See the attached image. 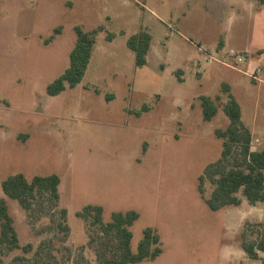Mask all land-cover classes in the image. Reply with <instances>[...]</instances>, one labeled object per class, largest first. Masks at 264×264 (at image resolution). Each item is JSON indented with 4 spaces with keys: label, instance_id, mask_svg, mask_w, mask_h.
<instances>
[{
    "label": "rangeland",
    "instance_id": "374dc122",
    "mask_svg": "<svg viewBox=\"0 0 264 264\" xmlns=\"http://www.w3.org/2000/svg\"><path fill=\"white\" fill-rule=\"evenodd\" d=\"M76 26L104 30L82 81L49 96L47 86L68 67ZM140 30L152 41L136 67L126 40ZM202 96L218 107L210 121ZM229 96L251 149L264 150L258 0H0V197L19 243L0 247V264L119 261L120 239L106 226L129 211L138 214L129 227L133 253L144 229L160 237L155 260L129 264H264L262 253L252 260L241 247L256 238L264 202L249 205L238 192V206L206 204L214 188L206 173L224 165L225 138L216 132L229 125ZM17 173L57 174L59 200L40 194L24 211L1 189ZM87 205L103 207L102 224L92 223Z\"/></svg>",
    "mask_w": 264,
    "mask_h": 264
},
{
    "label": "trees",
    "instance_id": "16d2710c",
    "mask_svg": "<svg viewBox=\"0 0 264 264\" xmlns=\"http://www.w3.org/2000/svg\"><path fill=\"white\" fill-rule=\"evenodd\" d=\"M264 4V0H258ZM104 30L98 27L91 31H84L79 26L74 28L75 42L69 53V63L67 69L51 82L46 89L49 96H57L65 90L66 86L75 88L83 79L87 70L92 51L95 45V36L99 31ZM58 31V30H57ZM114 33H107L106 39L112 40ZM152 36L144 30L130 35L126 40V46L134 54V64L136 67H143L146 64V56L150 49ZM202 117L205 121L212 120L218 112V107L210 97H200ZM147 107L143 106L142 111ZM224 114L229 119V125L225 133L216 132L223 136L222 170L215 171L213 176L208 174L210 182L214 188L211 196L206 200V204L212 211H216L226 206H238L241 199L237 196L241 192L249 205H256L264 202V150L255 151L251 149V133L242 122V114L237 101L229 96L223 108ZM139 116L141 112H135ZM207 175L199 178V192H203V183ZM60 179L57 174L47 176L36 175L30 180L23 174L17 173L9 175L1 182L3 194L16 201L26 212H29L37 196L48 194L55 201L59 200ZM84 212L93 219V224H102L103 207L100 205H87ZM84 217V214H80ZM61 216L66 223V212L62 210ZM138 214L129 211L124 214L113 215L111 223L107 224L108 231H115L120 239L122 256L119 261L105 262L104 264H129L139 263L144 260H155L160 249L157 247L160 237L151 228L143 230V236L137 246L136 253L132 252V233L129 227L136 221ZM257 236L253 241L242 242V250L248 258L252 260L260 259V253L264 255V221L256 224ZM64 230H68L65 225ZM0 247L8 250L19 248L18 236L13 226V220L9 212L6 200L0 197Z\"/></svg>",
    "mask_w": 264,
    "mask_h": 264
},
{
    "label": "crops",
    "instance_id": "0c3cea01",
    "mask_svg": "<svg viewBox=\"0 0 264 264\" xmlns=\"http://www.w3.org/2000/svg\"><path fill=\"white\" fill-rule=\"evenodd\" d=\"M241 4V3H240ZM148 54V53H147Z\"/></svg>",
    "mask_w": 264,
    "mask_h": 264
}]
</instances>
